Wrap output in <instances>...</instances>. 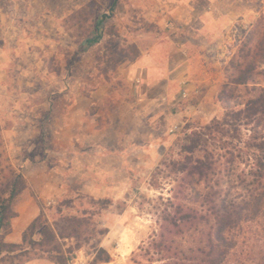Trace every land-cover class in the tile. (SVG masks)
Wrapping results in <instances>:
<instances>
[{"label":"rangeland","instance_id":"1","mask_svg":"<svg viewBox=\"0 0 264 264\" xmlns=\"http://www.w3.org/2000/svg\"><path fill=\"white\" fill-rule=\"evenodd\" d=\"M175 2L0 0V129L11 163L28 183L15 208L37 202L52 221L60 206L70 217L86 212L95 237L71 264H89L98 242L110 254L107 264L170 262L157 247L177 184L170 162L180 158L186 132L225 112L218 102L214 114L202 117L198 83L191 93L184 87L157 103L137 98L133 58L175 36ZM220 11L227 26L218 40L229 55L264 22V2ZM257 81L264 86V76ZM205 108L215 110L213 103ZM91 198L112 201L101 208ZM64 243L74 248L77 241Z\"/></svg>","mask_w":264,"mask_h":264},{"label":"trees","instance_id":"2","mask_svg":"<svg viewBox=\"0 0 264 264\" xmlns=\"http://www.w3.org/2000/svg\"><path fill=\"white\" fill-rule=\"evenodd\" d=\"M257 23L259 31L243 48L238 45L224 67L217 94L224 115L186 132L180 158L170 162L177 184L167 198L172 211L163 217L157 245L166 252L167 264H264V86L257 81L264 76L259 60L264 57V22ZM27 187L0 129V264L41 258L71 264L76 250L93 241L96 229L86 212L65 215L62 202L53 221L39 204L40 213L23 230L21 242L5 240ZM91 201L105 208L112 200ZM70 237L77 241L74 248L64 243ZM92 248L89 264L111 261L99 242Z\"/></svg>","mask_w":264,"mask_h":264},{"label":"crops","instance_id":"3","mask_svg":"<svg viewBox=\"0 0 264 264\" xmlns=\"http://www.w3.org/2000/svg\"><path fill=\"white\" fill-rule=\"evenodd\" d=\"M176 1L171 9L172 15H175L173 20L176 25L175 36L165 43L141 52L132 62L134 69L131 74L133 75L136 69L139 83L137 98L145 104L157 103L161 99L171 98L172 94L177 95L184 87L187 91L189 90L187 93H191L195 84L198 83L201 88L199 103L203 107L201 115L207 117L219 108L217 94L220 79L223 77L220 70L229 61L230 55L232 56L235 52L229 55L230 52L225 50V44L218 40L222 38L227 26L226 13L220 9L227 5L232 6L236 2H240L242 7L243 4L264 2V0ZM181 9L183 13H180ZM211 103L215 106L213 111L205 108ZM204 112L206 114H203ZM147 118L149 122L154 119L150 115ZM150 128L155 129L152 125ZM140 147L137 150H140ZM81 189L86 192L89 190L85 186ZM91 194L95 195V190ZM39 213L40 205L37 202L30 201L28 209L21 207L17 216L11 220V230L6 234L5 240L20 243L23 230ZM23 264L55 263L41 258L32 259Z\"/></svg>","mask_w":264,"mask_h":264},{"label":"built area","instance_id":"4","mask_svg":"<svg viewBox=\"0 0 264 264\" xmlns=\"http://www.w3.org/2000/svg\"><path fill=\"white\" fill-rule=\"evenodd\" d=\"M183 95H184V96L186 95V92H185V91L183 92ZM172 130H173V129H172ZM47 203H48V205H50L52 202H51V201H48Z\"/></svg>","mask_w":264,"mask_h":264}]
</instances>
